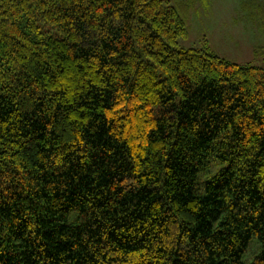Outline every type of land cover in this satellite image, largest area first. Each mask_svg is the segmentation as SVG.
Returning <instances> with one entry per match:
<instances>
[{"label": "trees", "instance_id": "trees-1", "mask_svg": "<svg viewBox=\"0 0 264 264\" xmlns=\"http://www.w3.org/2000/svg\"><path fill=\"white\" fill-rule=\"evenodd\" d=\"M187 35L170 0H0V264H264V68Z\"/></svg>", "mask_w": 264, "mask_h": 264}, {"label": "rangeland", "instance_id": "rangeland-1", "mask_svg": "<svg viewBox=\"0 0 264 264\" xmlns=\"http://www.w3.org/2000/svg\"><path fill=\"white\" fill-rule=\"evenodd\" d=\"M170 1L187 22L182 48H209L231 62L264 68V0Z\"/></svg>", "mask_w": 264, "mask_h": 264}]
</instances>
